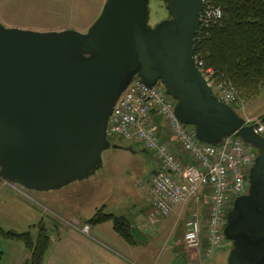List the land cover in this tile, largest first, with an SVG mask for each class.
I'll return each instance as SVG.
<instances>
[{
    "label": "water",
    "instance_id": "1",
    "mask_svg": "<svg viewBox=\"0 0 264 264\" xmlns=\"http://www.w3.org/2000/svg\"><path fill=\"white\" fill-rule=\"evenodd\" d=\"M148 1L106 0L85 34L0 23V184L41 193L93 176L104 151L123 148L107 138L121 95L135 78L160 83L199 142L235 136L257 151L224 238L232 245L227 264H264V137L213 95L196 67L203 1L162 0L169 19L153 28Z\"/></svg>",
    "mask_w": 264,
    "mask_h": 264
},
{
    "label": "built area",
    "instance_id": "2",
    "mask_svg": "<svg viewBox=\"0 0 264 264\" xmlns=\"http://www.w3.org/2000/svg\"><path fill=\"white\" fill-rule=\"evenodd\" d=\"M202 1L204 6L194 43L222 17L220 8L209 0ZM194 60L217 99L237 109L240 102L231 83L216 75L212 68H206L198 56L194 55ZM174 107L175 101L160 83L147 86L135 78L115 104L107 138L137 143L142 151L154 157L161 168L146 183L154 215L170 218L178 208L177 216H180L189 207L183 247L210 258L225 242L226 217L233 201L247 195L248 175L257 153L235 136L224 138L217 146L199 142L194 128L177 120ZM160 127L181 147L187 162L170 150L160 135ZM255 132L262 135L264 127L256 124ZM82 231L87 232L88 227L84 226Z\"/></svg>",
    "mask_w": 264,
    "mask_h": 264
},
{
    "label": "crops",
    "instance_id": "3",
    "mask_svg": "<svg viewBox=\"0 0 264 264\" xmlns=\"http://www.w3.org/2000/svg\"><path fill=\"white\" fill-rule=\"evenodd\" d=\"M159 132L170 150L177 154L181 161L187 162L181 147L165 133L164 128L160 127ZM128 145H137L140 148L137 143L129 142ZM150 156L149 164L152 161L154 163L149 170L152 171L151 174H146L148 179L161 168L154 157ZM34 194L32 196L11 184H0V229L7 233H32L35 236L34 227L42 221L49 222L50 246L43 264H163L159 263L158 255L161 250L166 252L167 249L171 259L167 260L166 264H170V261L174 263L177 258L180 260L176 264H191L192 261L193 264H210V260L219 252L218 250L210 258H203L199 252H195L194 258L191 259L182 244L185 221L190 213L189 207L180 215L183 217V224L181 223L179 229H175L171 219L154 215L155 210L147 187L142 193L135 195L133 203L113 205L109 213L104 212L109 205H97L90 210H87L85 205H80L67 216H63L60 210L54 208L42 207L43 210L40 211L36 208L41 207L40 205L33 207L30 203L36 204L37 194L42 193ZM46 212L54 215L57 220L52 222L53 219L48 218ZM97 212L123 220L131 236L130 242L123 240L115 232L111 220L88 225V221ZM178 213L177 208L174 216ZM80 215H83V220L78 218ZM84 226L88 227L87 232L82 231ZM169 243L172 246H169ZM28 258L29 254L21 241L0 236V264H25Z\"/></svg>",
    "mask_w": 264,
    "mask_h": 264
},
{
    "label": "rangeland",
    "instance_id": "4",
    "mask_svg": "<svg viewBox=\"0 0 264 264\" xmlns=\"http://www.w3.org/2000/svg\"><path fill=\"white\" fill-rule=\"evenodd\" d=\"M105 2L106 0H0V23L7 29L36 33L72 31L85 34L99 18ZM148 9V24L152 28L169 19L162 0H149ZM239 102L236 113L247 122H258L264 115V91L256 100ZM114 141L123 148L104 151L101 156L102 168L93 176L58 190L41 192L42 194H37L36 204H30L33 207L40 205L41 207H36L40 211L43 210L42 207L54 208L67 216L80 205H85L87 210L97 205H109L108 209H104L105 213H109L113 205L133 203L135 195L142 193L146 187V174H151L152 171L149 170L154 162L149 164L151 154L143 152L137 145L129 146V142L124 139ZM126 147H131L132 152L127 151ZM141 184L144 187L139 189L138 185ZM26 192L35 195L34 192ZM46 216L53 219L52 222L57 220L48 212ZM78 218L83 220L84 217L80 215ZM169 219L175 229L180 228L183 217L173 215ZM169 246H172L171 243ZM231 247V243L225 239L210 264H227ZM165 251L159 252V263L166 264L171 259L170 251ZM185 251L191 259L194 258L195 251ZM179 260L177 258L174 263L170 261V264H176Z\"/></svg>",
    "mask_w": 264,
    "mask_h": 264
},
{
    "label": "trees",
    "instance_id": "5",
    "mask_svg": "<svg viewBox=\"0 0 264 264\" xmlns=\"http://www.w3.org/2000/svg\"><path fill=\"white\" fill-rule=\"evenodd\" d=\"M209 1L221 9L222 17L208 28L199 42L195 41L194 54L206 68H212L216 75L231 83L239 101L256 100L264 91V0ZM258 123L264 126V115ZM109 220L113 221L115 232L130 242L127 225L121 219L97 212L87 224L97 225ZM48 225L49 222L42 221L34 227L35 236L1 229L0 236L24 244L29 254L25 264H43L50 246Z\"/></svg>",
    "mask_w": 264,
    "mask_h": 264
}]
</instances>
